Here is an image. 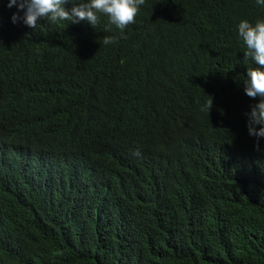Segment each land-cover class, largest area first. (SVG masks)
Here are the masks:
<instances>
[{"label": "trees", "instance_id": "trees-1", "mask_svg": "<svg viewBox=\"0 0 264 264\" xmlns=\"http://www.w3.org/2000/svg\"><path fill=\"white\" fill-rule=\"evenodd\" d=\"M174 6L186 25L170 43L148 45L155 21ZM258 19L256 0H145L123 34L104 29L79 42L81 27L51 24L60 38L44 59L79 86L42 92L38 123L21 126L15 96L35 98L20 79L41 56L24 32L11 34L0 138L70 168L36 171L28 183L20 176L28 192H18L23 211L0 214V264H264V151L255 150L245 115L259 98L244 92L257 65L244 59L237 28ZM106 36L118 42L106 45ZM174 59L195 70L174 80L146 72ZM68 110L65 126L56 117ZM17 171L0 156V178Z\"/></svg>", "mask_w": 264, "mask_h": 264}, {"label": "clouds", "instance_id": "clouds-1", "mask_svg": "<svg viewBox=\"0 0 264 264\" xmlns=\"http://www.w3.org/2000/svg\"><path fill=\"white\" fill-rule=\"evenodd\" d=\"M256 3L264 7V0H256ZM144 4L145 0H0V77L5 67L4 54L11 34L24 32L29 43L36 49L32 52L41 56V58L32 57V64H27V75L20 79L25 81L23 91H35L37 94L33 100L24 93L15 96V108L21 113V117L17 118L18 125L21 126V121L27 124L38 123L41 104L36 99L42 92L57 96L66 92L68 84L79 86L78 82H67L61 74L57 75L52 67H55V64H50L44 59L47 46L60 38V34L51 24L65 23L81 27L79 42L96 38L104 29L105 31H111V28L119 29L123 34L129 25L136 22V17ZM185 25V10L174 6V11L169 12V17H160L155 21L153 35L147 38L148 45L170 43L175 33ZM1 26L7 28L4 27L2 30ZM237 28L244 59H250L257 65L247 70V78L244 82L245 94L253 100L259 98V102L251 105L250 111L245 113L246 127L249 136L256 139L255 150L260 151L261 144L264 151V19H258L254 24L242 20ZM121 38L126 37L122 35ZM116 42L118 40L107 36L103 39L106 45ZM39 67L45 69L40 70ZM173 69L176 73H173ZM181 69L195 70L174 59L157 63L152 69H146V72L152 71L154 78L165 76L174 80V75ZM212 107L213 100L210 97L201 110L209 113ZM56 118L65 126L72 124L70 110ZM133 155L138 158L142 156L138 149ZM0 156L4 162L14 163L18 167L12 178H0V214H7L6 211L10 206L23 211L20 203L25 200L19 193L28 191L24 182L20 180L22 174L26 176L28 183L30 179L37 177L36 171L57 173L55 171L61 167L70 168L66 161L49 151L20 148L2 138H0ZM5 197H12V205L3 203Z\"/></svg>", "mask_w": 264, "mask_h": 264}, {"label": "bare ground", "instance_id": "bare-ground-1", "mask_svg": "<svg viewBox=\"0 0 264 264\" xmlns=\"http://www.w3.org/2000/svg\"><path fill=\"white\" fill-rule=\"evenodd\" d=\"M12 73V72H11Z\"/></svg>", "mask_w": 264, "mask_h": 264}]
</instances>
